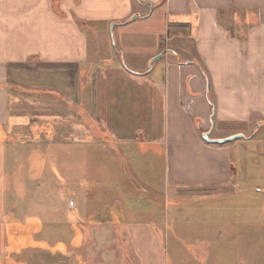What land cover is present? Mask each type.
<instances>
[{
	"label": "crops",
	"instance_id": "crops-1",
	"mask_svg": "<svg viewBox=\"0 0 264 264\" xmlns=\"http://www.w3.org/2000/svg\"><path fill=\"white\" fill-rule=\"evenodd\" d=\"M141 10L149 12L144 17L158 11L144 35L132 26ZM85 23H99L97 43L81 28ZM153 23L159 30L148 29ZM163 37L190 44L183 43L181 51L192 59L183 62L181 52L159 50ZM141 38H150V45ZM86 81L87 98L80 94ZM72 89L78 93L77 108L95 94L99 140L86 143L84 136L80 139L83 125L70 122ZM53 93H60V103ZM209 97L215 101L213 119ZM53 110L61 115L56 123L61 128V188L52 183L47 153L38 150L57 143L37 138L39 124L56 126ZM211 126V139L243 137L206 143L202 134ZM263 128L264 0H0V264H169V240L152 221L129 220L128 213L121 219L101 214L97 224L71 218L69 204L60 207L53 196L74 207L73 193L84 188L85 173L94 170L85 162L95 163L96 147L116 164L127 153L134 175L150 192L156 187L149 167L143 172L134 159L141 147L148 160L156 150L162 160L161 187L173 200L187 192L229 188L245 146L239 140L255 138ZM44 162L50 170L41 182ZM22 169L36 181L28 188L18 181ZM7 171L14 184L10 194ZM75 176L77 191L66 181Z\"/></svg>",
	"mask_w": 264,
	"mask_h": 264
},
{
	"label": "rangeland",
	"instance_id": "rangeland-1",
	"mask_svg": "<svg viewBox=\"0 0 264 264\" xmlns=\"http://www.w3.org/2000/svg\"><path fill=\"white\" fill-rule=\"evenodd\" d=\"M160 11L162 15L163 10ZM157 12L153 16H147V18L144 16L149 12L146 13L145 10H141V18L132 26L142 30L141 32L144 35L145 30H147L145 25L156 19ZM88 24H82L81 28L83 27L86 30L90 42L97 43V36L99 35L96 32L99 23ZM102 26H104L107 40L110 42L111 38L107 25ZM148 29L159 30L158 25L155 23L148 26ZM169 33L173 35V29ZM149 39L141 38L139 41L150 45ZM183 43L186 44L187 48H190V44ZM183 43L181 44L177 38L166 40L163 37L159 39V50L162 49V46L168 48V50L173 49L178 53L181 52V58L183 57L181 51ZM93 51H89L91 57ZM112 52L115 56L114 49H111ZM190 56L192 55L189 54L187 57ZM154 65L157 67V64ZM86 73L88 74L90 71L87 70ZM86 84L85 89L80 94L87 98L90 93L89 82L86 81ZM77 95L78 93L75 90H70L69 120L71 123L79 121L83 125L84 130H80V139L84 136L86 143L94 137L99 140V132L95 128L93 118L95 94L90 95L89 103L87 102L86 106L83 105V108H81V105L80 108H77L73 104L77 99ZM27 96H29V93H27ZM53 98L54 100L58 99L60 103V93H53ZM50 112H52L51 119L54 122V124H51L56 125L61 120L60 110ZM39 127L42 128L37 130L38 139H54L55 142H60V126L56 125L46 129L42 124H39ZM69 131L71 134L73 133L72 128ZM255 136V138L239 140L245 146L240 148L236 182L229 188H213L207 189L205 192H187L183 193L180 198L174 196L175 199L173 200L170 199L171 193L161 187L162 160L160 153L156 150L153 151V155L149 156L148 160V157L144 155L146 149L141 147L139 150L142 154L134 159V163L139 165L143 172L149 167L152 174V186L156 187V192H150L146 191L147 189H145L141 180L135 176L136 174L134 175V171L130 166L131 163L125 157L127 153L124 156L119 155L118 161L120 162L116 164L112 157L105 159L96 147L94 150L95 163L91 161L87 164V161L85 162L86 168L89 169L93 166L94 170L85 173L84 188H80L79 192L73 193V199L75 197L74 207H71L70 203H61L58 198V201H56L55 195L53 196V203H58L57 205L60 207L69 204L71 218L83 219V217H87L89 218L88 222L95 220L96 224L99 222L100 217L98 219V216L101 214V218L111 216L112 218L121 219V214L128 213L130 214L129 220L152 221L160 235L162 236L164 232L166 239L169 240L171 246L168 253L169 264H264V249L257 248L259 246L264 247V156L261 155V150H264V128ZM58 142L47 147L40 145L38 150L43 152L44 155L47 153L48 160L52 162L51 165L54 169L52 183L54 187L61 188L62 151ZM105 143L107 142L105 141ZM108 146L112 147L109 143ZM72 148L76 149L75 146ZM16 150L21 151L20 148ZM22 154H19L20 158H26L27 155L23 156ZM43 166L44 172L43 177L41 176V182L44 175L50 170V165L48 166L46 162ZM81 167L83 166L81 165ZM99 168L103 169L104 173L98 178ZM8 171L6 185L7 193L10 194L14 184L11 178L12 174ZM20 172L21 178L18 181H21L26 188L29 187L28 182L36 183L35 180L30 178L29 174L25 173L27 172L25 169ZM77 179V176L71 177L69 180L66 178L71 190ZM73 189L75 188L73 187ZM37 196L42 197V195ZM57 197L60 198V195ZM71 203L73 202L71 201ZM178 239L182 241H177ZM189 247L190 249H187ZM194 252L198 256L197 258L193 256ZM207 255H209L208 258L205 257Z\"/></svg>",
	"mask_w": 264,
	"mask_h": 264
},
{
	"label": "water",
	"instance_id": "water-1",
	"mask_svg": "<svg viewBox=\"0 0 264 264\" xmlns=\"http://www.w3.org/2000/svg\"><path fill=\"white\" fill-rule=\"evenodd\" d=\"M162 55H163V53H160L158 56L153 57L152 61H155L156 59L160 58ZM211 131H212V126L210 127V129L208 131H206L202 134V138L206 142L212 143V144H225V143H229V142H232L234 140H237V139H240L243 137V134L238 133V134H233V135H230V136L224 137V138L211 139L209 137Z\"/></svg>",
	"mask_w": 264,
	"mask_h": 264
},
{
	"label": "trees",
	"instance_id": "trees-1",
	"mask_svg": "<svg viewBox=\"0 0 264 264\" xmlns=\"http://www.w3.org/2000/svg\"><path fill=\"white\" fill-rule=\"evenodd\" d=\"M164 48H165V47L162 46V49H164ZM169 51H172V49L169 50ZM174 51H175V50H173V52H174ZM175 52H177V51H175ZM188 55H189V54H188L187 52H185V53L183 54V58H185V59H183V60H184L183 62H188L189 59H192V57H190V58L187 57ZM198 65H199V69H200V71H201L203 77L205 78L206 81H208L209 78H208V74H207V71H206L205 67L202 65V63H199ZM208 100H209V104H210V106H211V118L213 119V118H214V112H215V101H214V99L211 98V97H209ZM206 143H208V142H206Z\"/></svg>",
	"mask_w": 264,
	"mask_h": 264
}]
</instances>
